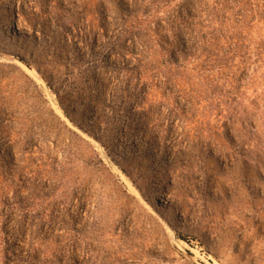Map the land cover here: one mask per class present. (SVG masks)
Masks as SVG:
<instances>
[{"label":"rangeland","instance_id":"1","mask_svg":"<svg viewBox=\"0 0 264 264\" xmlns=\"http://www.w3.org/2000/svg\"><path fill=\"white\" fill-rule=\"evenodd\" d=\"M0 264H264V0H0Z\"/></svg>","mask_w":264,"mask_h":264},{"label":"bare ground","instance_id":"2","mask_svg":"<svg viewBox=\"0 0 264 264\" xmlns=\"http://www.w3.org/2000/svg\"><path fill=\"white\" fill-rule=\"evenodd\" d=\"M14 26V25H13ZM16 30H20V27L18 25H15ZM9 32V31H8ZM161 201V200H160ZM159 206V205H158ZM162 206V205H161Z\"/></svg>","mask_w":264,"mask_h":264}]
</instances>
